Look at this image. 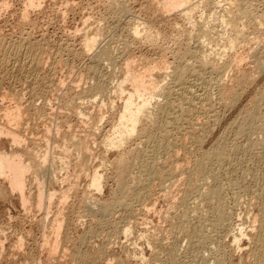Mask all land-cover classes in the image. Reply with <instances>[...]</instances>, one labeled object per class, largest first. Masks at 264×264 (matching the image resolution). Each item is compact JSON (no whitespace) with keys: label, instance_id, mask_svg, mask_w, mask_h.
Wrapping results in <instances>:
<instances>
[{"label":"bare ground","instance_id":"1","mask_svg":"<svg viewBox=\"0 0 264 264\" xmlns=\"http://www.w3.org/2000/svg\"><path fill=\"white\" fill-rule=\"evenodd\" d=\"M125 1H127V0H125ZM125 1L124 0H104V2H103V0H101V2H103L104 4H106L107 8L109 9L108 12H111L110 15H112V18H114V19H112L110 17V19H112V20H115L116 19V21L117 20H121L122 17H124L125 15L128 16V14L131 11L129 9L130 8L129 7L130 6L129 3L128 2H125ZM194 1H196V0H164V2H162L161 4H158L160 1L159 2L157 1L156 4H158V5H160V6L163 7L162 8V7L159 6L160 8L166 9V11L167 10L169 11V12H166L165 11V13H169L170 14L171 13L170 11H179L180 13L179 12H176V13L181 14V16L184 19H186L184 21V19L181 17V19L184 21V23L186 21H189L191 23L192 16H193L192 14L199 7L200 8L201 7L202 8L206 7L207 10H208V8L209 9L211 8V5H213V6L214 5L220 6L219 4L222 3L221 0H203V1L200 0V3L198 2L199 1L198 0V1H196V2H198V4H196V2L194 4ZM222 1H224V0H222ZM226 1L227 2H225V3H227V4H225V5H227V6L225 7V5H223L224 3H222V5L224 6L223 7V11L220 9L222 12H225L224 13L225 15L224 14H221L220 15L219 14L220 12L218 13L219 15H217L216 12L219 11L218 9H217L218 11H216L214 13H215L216 19L219 18L218 20L220 21L219 22L217 20L216 22H219V23L223 24L224 27H225V25H226V27L229 26L228 29L231 28L230 29L231 30L230 31V36H228L229 35L228 34L229 32L227 33V31H226L224 34L223 33H220L221 35L219 34L220 36H218L219 37L218 40H221L220 41L221 43H222V41H224V43H225V45H224L225 49H226V47L229 48V50H231L230 52H232V54H233V52H234L233 50H235L238 47V45L243 44L242 42H244L245 40L247 42L249 41L248 38H247V36H246V38L245 37H242V36L245 35L244 32H243L244 29L242 31H240L239 27L236 25L237 24V21L240 20V19L238 20V18L241 17L242 20L243 19L244 20L245 19L246 20L249 19L250 25H253L254 23L251 24V22H253V19H252V21L250 20L253 17V15H252L253 8L251 6L252 4L251 3H248L247 0H234V2L232 1V3L229 2V4H228V0H226ZM35 2H36V0H27V3H26L27 5L25 7H27L29 5V6H31L30 7V9H31L32 6L35 5ZM37 3H40V2H37ZM2 5H3V3H2ZM89 5H91V4H89ZM0 7H2V6H0ZM25 7H24V9H25ZM67 8H68V6H67ZM103 8H104V6H103ZM220 8H221V6H220ZM27 9H25V10L28 13V10H30V9H28V10ZM105 9H106V7H105ZM159 10H161V9H159ZM0 11H1V9H0ZM3 11H4V9H3ZM26 11H24V14H27V13H25ZM161 11H163V10H161ZM105 13H107V12H105ZM131 13L129 15H131ZM162 13H164V11ZM196 13H198V12H196ZM212 14H213V12H212ZM176 15H178V14H175V16ZM153 16H154V14H153ZM213 16H214V14H213ZM62 17H64V16H62ZM207 17H208V15H207ZM254 17H255V15H254ZM128 18H129V16L126 19H128ZM28 20H27V23H28ZM132 20H134V19H131L130 21L132 22ZM136 20H137V18L135 19V23H137V25H138V23H140V22H137ZM24 21L26 22V20H23L22 25H25L24 24L25 23ZM101 21L102 22L103 21L106 22L107 20H104V18H103V20H100V23H101ZM116 21H114V22H116ZM208 21H210V20L208 19ZM256 21L257 20L255 19V22ZM104 22H103V25H104ZM131 22H128L127 21V24H130ZM211 22H213V20H211ZM244 22L247 23L246 21H244ZM190 23H188V24H190ZM214 23H215V21H214ZM214 23H212V25H211V23L209 25L203 24V26H201L199 28L198 33L200 32V34H199L200 37L198 35V37H199L198 40L192 38V36L190 37V35H189L190 32L188 31L189 32L188 35H189L190 38H188L187 33L185 35L187 36V39L188 40L191 39V42H188V44L186 42H184V44L186 43L185 45H187V46L185 48L181 49V50L176 51V53H175V60L173 58V60L175 61V63H173V64H171V63L169 64V62H168V60H166V58H162L161 60L159 59L160 61L158 60V62H154L157 59L156 60L154 59L153 61L146 60L144 58L145 57L144 55H143L142 58L139 57L138 58L139 60L136 58L137 61H135V57L134 56H136V54L134 53L135 55L133 56L132 49H134V47L138 43L143 44L142 42H145V43H150L153 46H156L155 44H157L159 42V40H161V39H159L160 38V35H159L160 33L159 34L157 33L159 31L157 29H155V30H157V32L155 31V33H154V31L152 30L153 27H152V29H150L151 27L149 28V26H148V28H145V29L142 28L141 29L139 26L137 27L136 24H135L134 27L132 28V26H133L134 23L133 24L131 23L132 24V26H131L132 29H128L129 30V36H128V38H126L127 36L124 37L126 39H122L120 37V39H122V40H118V41H119V43L121 42V45L118 43V41H117V43L120 46H122V47H119V49H118V47H116L117 49L116 48L114 49L112 47L113 43H111L112 42V36L110 38V41L111 42L109 40L103 38L105 35L102 36L103 33H105L104 32V29L105 28L104 27L102 29L96 28L98 30L95 31L91 27L92 26V24H91L90 25L91 30H89L91 33H89L88 30H86L88 32V34L86 33L87 36L85 37V34H84V38L85 39L87 38V40L85 41V39L84 40L81 39V41L82 40L85 41L84 49H82V52L81 53L79 51L77 52L76 51L77 50L76 49L77 47L75 48L76 50H74V48H73V51L70 52V55H72V57L74 56V58L75 57H78V59L79 58L82 59V57L83 58L84 57H86V58L89 57L91 59V61H90V63L88 65H85L86 63L84 64L86 66V67H84L86 69V72L84 73L85 70L83 69L84 70L83 73H80L78 77L76 76L77 79H74L76 81L75 82L76 84H74V83L71 82L72 85L74 84L75 86L74 85L72 86L70 84L72 87L70 86L71 88L70 89H67V93H64L65 95L62 97V100L60 98V101L62 103L63 113H61L62 112V110H61V112H60L61 115H60L59 112H58V110H57L58 115H60L62 117V119L58 123L57 121L59 119L57 118V121H56L57 122L56 123L57 126L55 124V126H56L55 128L56 129H54V127H53L54 125L52 126L53 130H55V131H52L51 127H49L46 124L43 127H45V126H48V127H45V130L43 132L40 129L42 127L43 120H44V122L46 121V122L49 123V121L51 122L53 120V118H55V117H51V114H53V111L56 112V110H54V109H55V107L58 106V104H57V106L55 105L53 111L50 109V107L52 108V101H54L56 99V97L59 96V94H57V93L59 91H61V89H62V92H63V90H64L63 87L66 86L65 85V81L66 80L65 81L64 80H60L58 82H56L55 80H53V81H51L49 83V85L47 84L48 86L43 87L42 84L39 83L38 76L40 74L39 73L40 71H38V70L43 65H45V64H47L49 62H53L52 65L55 67V68L54 67L53 68L56 71H57V69L60 66L67 67L66 64H63V63H67V61H68L66 58L64 59L62 57L63 55H65V53L64 52L63 53L61 52L63 55L62 54H60L61 56L60 55L59 56L58 55H54L55 57L53 56V58H49L48 55L46 56L45 53H43V51H39L40 49H38V47H37L38 45L36 43H32L30 41H27V40L22 39L21 41L13 40V41H16V42H14V43L11 42V43L8 44V42L5 40L4 42H6V44H8V46L7 45L6 46H3L2 44H4V43L1 42L2 44L0 45V72L3 69L9 67L11 64L12 65L13 64L16 65L18 63L17 69L18 70H21V72H23V71L25 72L23 76H24V78L26 77L27 79H29L31 81L33 90H31L32 93H30L32 95V98H31L32 101H30V102L28 101L29 104H27L26 106L20 103L22 101L21 98H20V94L15 93V92L9 93V94H7V92L5 94L2 93L3 94L2 97L4 99H8L9 97H11L12 99H14L13 101H15L14 103H16V105H13V101L10 100V102L9 101L7 102V103H9L8 106L7 105H6V107H3L2 106L3 107L2 110H4V112L3 113L2 112L0 113L1 116H2V114H4L3 117L0 118L1 119L0 120V123L2 122L0 124V204H4L6 202H12L13 204H19L20 207H22V208H24L26 210L28 208L31 209V208H34V207H36L35 210H37V208H42V210H43L44 209L43 207H44L46 201H48V203L50 205H52V203L54 202L53 201V199H54L53 197L55 196V198H56L57 193H55L54 191H53V193L52 192H48V195L46 196L45 195V194H47L46 193L47 190L45 191L46 182H48L51 186L57 185V183L59 181V176H61L59 174L62 173V171H60V170L61 169H63V170L68 169L67 172H66V174L68 172H70V170H71L70 166H71V163L73 161H75L74 164H76L75 167H74V170L75 169L77 170V168L79 170L80 175H78V176H80V177L85 176V177L89 178V188H90L89 191L92 189V192H94L92 195H94V194L101 195L99 193H102L104 191V188H105V185H104V182H105L104 181L105 174H104V172L103 173L101 172L102 169L100 167H103V166L106 167L107 165H109L108 167H111V168L113 167L115 169V172H116L115 173V178H116L115 181L116 182L115 181L114 182L116 183L115 186L117 188H115V189L113 188L114 191L112 192V194H113L112 197H111L112 199L109 200V201H107L105 199L104 200L99 199V200H97L95 202L93 200L94 203H91L92 201L90 200V203L92 205H95L93 207H96V208L94 209L92 206H89L91 204L88 203L89 204L88 205L86 203L91 208H87L88 210L84 211L83 212L84 214H82L80 217H83L85 214H87L86 216H89L88 214H91L95 218L96 225L97 226L100 225V226H103L104 227V226L109 225L111 223H113V225H114V223L116 224V219L115 218H116V216L118 214L116 216L114 215L115 216L114 218H112V217H113V212L115 210H117V212H118V209H120V212H121V210L123 212L126 211V212H130V213H132V212H135V213L136 212H139L140 214L142 213L143 215H145L146 214V210H147L148 203L150 201H152V199L154 198L155 192H158L159 193L160 186H162L164 184L165 185H169L171 182L175 181L176 179H178V178L181 179L182 177L180 178V176L182 175L184 177V183H185V186L187 187V189L185 190V192L183 190L182 193H184V195L181 197L180 201L177 204H175V206H174L176 212L181 211V214H183V216L182 215H180V216L177 215L178 216V219H179V221L177 223V225H179V228L177 229L178 230V233L181 236H186L187 235V237H189V238H191L194 235H198V236H200L199 239H201V240L204 239V240L209 241L208 240V235L206 234V232L211 231L213 228H214V230H222V231L228 230L229 231V229L231 227H233V226L228 227L229 229H227V226L228 225H227V222L226 221L229 220V219H226V217L229 214L226 213L227 210L224 211V199H226V198H224L223 192L228 193V191L233 190V192H234L233 195H236V197L235 196L234 197L235 198H238L237 196H239L240 191H237V189L235 188V185H234L233 188L236 189V190L232 189V187H229V189H226L227 188L226 187V188H222L220 190L209 189V191H207L206 193H204L203 191L199 190V187H198V183H200L199 182V179L202 178V177H207L210 180L211 179H214L213 181H217V174L216 175H213L211 172H208L207 170H208V166L210 164H215L214 166H217V168H218V166L220 167L221 166L220 164H222L223 161H224V158H225V156L227 154L226 145H227V142H229V139H230L229 138L230 130L229 131L227 130L228 132L226 131V129L229 127V124L227 125V123H226V125L228 127H224L226 129H225V131L222 130L223 131L222 136L221 137L218 136L219 139H218V142H216L217 145L215 147H213V148L208 147V148H210V150H206L204 152V154L202 156V158H203L202 161L196 163V165L194 166V170H193V172L191 174H189L187 176L186 175V172H185V169L182 170V172L184 171V173H182V174H179L178 173V170H179L178 166L181 163L183 164V162H181V163L179 162L180 163L179 165H177V163H176L177 169L172 168V165H171L173 162L176 161V159H177V153H180V151H183V150L186 151V149H184V148H185L186 143L188 142L187 140L189 138H192V139H195L196 140V135H197V130L196 129L199 128V126L197 124V122L200 119L199 118V115L200 116L204 115V119H205L204 122H206L205 123V126L202 125L203 126V129L200 132L201 134H203L204 131H206V128H207L206 125H208L209 122L211 124H214L215 125L221 119L220 118V113L218 112V111H221V110H215L213 108H216L217 106L218 107L221 106L222 105L221 103H223L224 105L228 106V108H230V106H234V104L240 99V98L238 99V97L240 96V93L243 92V89H245V88L248 89L249 86H247V85L248 84H251V83H254V80L256 79V77H258L256 75H259L260 73H262L264 71V61H263L264 59H262V56L264 54L262 55L259 52L261 54V58H260L259 57L260 55L259 56H254L255 54L256 55L258 54V52H256L253 55L254 58L255 57H258V58H255L257 60V62H258V63H255V65L258 64V65H256L257 67L255 66L257 69L254 68V70H253L254 73H256V72L258 73V74L255 75L256 77H253V75H252V77L251 76L248 77L250 75V74L248 75L249 72L248 73H243V75L247 74L248 75L247 77H246V75L243 76L240 73V71H239V73L242 75V77H244V79L241 78L242 79L241 81H236V80L239 79V76L240 75L236 76V77H238V79H235L234 82H232V78H231V80H229V78L226 77V76H224V78L222 79V77H221L222 74L220 73V71L221 72L222 71L224 72V69L225 68H223V66H222L224 63L221 64V67L216 66V67H213L212 68V66H210V65H211V63H213L212 62V60H213L212 58L214 57V59H215L216 58L215 56L220 57L221 55H225L226 53L225 54L223 53V51H225V50H223L221 52L219 51V53H222L221 55L220 54L216 55V53L218 51L215 50V52H216L215 53L213 48H212L213 50L208 49V51L211 50L210 52H206V50H207V48H208V46H209V44L211 42V40H210V42H208L209 39L212 38V42H214L216 40L217 35H218L217 34V31L218 30L215 32V29H217V27H219V25H221L219 23H216V25L219 24L218 26H216V25H213ZM257 23L260 24L261 26H263L264 25V20L259 21ZM105 24H107V23H105ZM97 25H99V24H97ZM118 25H119L118 27L120 28V26H121L120 23H118ZM139 25H141V24H139ZM124 26H126V25H124ZM215 26H216V28H215ZM247 26H249V24L246 25V28L244 26L245 30H248V27ZM93 27H95L94 24H93ZM142 27H145V26L142 25ZM178 27L179 26L177 25V27H176L177 30H178ZM106 28H108L107 31H109V26H107ZM92 29L95 31L94 33H92L93 32ZM173 29L175 31V28L174 27H173ZM181 29H184L185 30L184 32H186V29L185 28H181ZM112 30H114V28ZM123 30H127V29L125 28ZM123 30H121L122 33L124 32ZM105 31H106V29H105ZM118 31H117V34H119ZM248 31H247V33H248ZM111 32H113V31L110 30V33ZM177 32H178V35H179L178 37H180L179 31H177ZM222 32H224V31H222ZM69 33H72V32H69ZM83 33H84V31H83ZM110 33H108V34L111 35ZM122 33H120V36H124V34L122 35ZM126 33H127V31H126ZM181 33H183V32H181ZM22 34H24V33H22ZM162 34H164V36H165V33L164 32ZM74 35H76V34H74ZM127 35H128V33H127ZM101 36L103 38L102 40L105 39L107 41V43L109 41L112 45L106 43V45H104V46H102L100 48L101 45H99V44H100L101 40H99V39L101 38ZM182 36H183V34H182ZM26 37H28V36H26ZM108 37H110V36H108ZM108 37H106V38H108ZM114 37L115 36L113 34V39H114ZM163 37H162V39H164ZM81 38H83V37H81ZM182 38L184 39V37H182ZM200 38L202 40L204 38H206V39H208V41H206V39H205V42H203V41L200 40ZM241 38H242V40H241ZM243 38H245V40ZM166 39H168V38H166ZM169 39H172V38H169ZM176 39H177V37H176ZM213 39H215V40L213 41ZM116 40H117V36H116ZM180 40L182 42V39L181 38H180ZM196 40H197V42H195ZM105 42H104V44H105ZM160 43H161V41H160ZM166 43H168V42H166ZM261 43H262V45H264V41L261 42ZM81 44H83V43H81ZM97 44L99 45V50L97 49V47H98ZM258 44H259V42H258ZM152 45H150V46H152ZM73 46H75V45H73ZM158 48L161 50L160 47H158ZM174 48H175V46H174ZM180 48H182V47H180ZM216 48H218V47H216ZM70 49H72V48H70ZM46 50H48V49H46ZM66 50H68V49H66ZM95 50L98 51V52H95ZM55 51L58 52L57 49ZM60 51H62V50H60ZM130 52H131L132 55L130 54ZM58 54H59V52H58ZM129 54L134 57V60H132L133 57L130 59L131 56ZM167 54H168V52H167ZM230 56H231V54H229V56H228L229 57V60L231 61ZM233 56L235 57L236 54L235 55H232L231 57L234 58ZM237 56H238V58L241 57L238 54H237ZM226 57H224V56L222 57L223 62H224V58H226ZM220 58H218V59H220ZM23 59L28 61V62L27 61H24V62L29 63V69L28 70L26 69V65L25 64H22L23 63V61H22ZM53 59H54V61H52ZM124 59H126V63H125V60ZM218 59L216 58V61H218ZM226 59H228V58H226ZM236 59H237V57H236ZM89 60H88V62H89ZM221 60H220V62H222ZM233 60H235V59H232V62H233ZM239 60L237 62H239ZM242 60H243V57H242ZM20 61H22L21 64H19ZM213 61H215V60H213ZM77 62L79 63L80 62V59ZM215 62H214V64H212L213 66L215 65ZM220 62L218 61V62H216V64L217 63H220ZM237 62H236V65L234 63L235 66H239L237 64ZM247 62H249V61H247ZM73 64H75V62H73L70 65L71 66L69 68L70 69V73H72V74L75 73V75H76L77 70H74V69H76L77 67L74 68L75 66ZM106 64H107V67H108V68H106V71H108V72L111 71V73L109 72L110 75L108 74V76H106L104 74V72L102 71L103 69H105L104 67H106ZM122 64H125L126 69H125V66H124V68L120 66ZM227 64H226V66L225 65L224 66L227 67V69H228L229 66H227ZM241 64H242V62H241ZM241 64H240V66H242ZM72 65H73V68L74 69H72ZM80 65H81V63H80ZM231 65H233V64H231ZM27 66H28V64H27ZM135 66H137V68H135ZM43 67H47V65H45ZM120 67L122 68V70L123 69L126 70V74H125V76H123V79H121V80L118 79L119 78V75L117 73V72H119L121 70ZM236 68H237V70L239 69L238 67H236ZM13 69H12V71H13ZM208 69L210 70V72H213V73H211V75H210V73H208V77H207V71H209ZM243 69L245 70V68H243ZM51 70L53 71V69H51ZM230 70L228 72H230ZM37 71H38L39 74L37 73ZM52 71H51L50 74H52ZM81 71H82V68H81ZM163 71H165L164 74L166 76L164 75V78H162V79L163 80L165 79V82H166V79H167V81L169 80V82L167 83L166 86L164 85L165 82L162 79H161L162 81H160L156 77V73L157 72L163 73ZM26 72H27V75H26ZM226 72L227 71H225L224 73H226ZM241 72H243V71H241ZM215 73H217V74L220 73L221 75L219 76V74H218L217 76H214ZM157 75H159V74H157ZM225 75H227V74H225ZM261 75L262 74H260L259 76H261ZM48 76H50V75H48ZM50 77H52V76H50ZM225 78H227L229 81L232 82V83L230 82L231 83L230 84L231 86L229 88L223 89V91L219 90V93H216L213 89L216 88V86L223 85ZM227 79H226V82H227ZM257 80L258 81L261 80L259 82L261 84V82L263 80V77H262V79H257ZM68 83H69V81H68ZM83 83L86 84L85 85L86 87L83 86V85L81 86V84H83ZM114 83H115V86L112 87L111 85H114ZM44 84H45V82H44ZM256 84H258V83L256 82ZM260 84H258V85H260ZM128 85H131V87H132V88L130 87L131 90H128L127 89V86ZM224 85H227V84L224 83ZM262 85H263V82H262ZM253 86H254V84H253ZM253 86H252V88H253ZM32 87H31V89H32ZM80 87H83L81 91H80ZM66 88H68V87H66ZM250 88H251V86H250ZM255 88L256 87H254V89ZM247 89H245V90H247ZM255 90H258V88L255 89ZM64 91H66V90H64ZM111 91H112V93H111ZM216 91H218V90H216ZM251 91H253V90H251ZM213 92H215V93H213ZM261 92L262 93H259L258 94V97L255 98V101L252 100V97H249V98H251V99H249L250 101L251 100L254 101V106H253V108L251 110H249L248 117L246 116L247 119H245L243 122H241L242 125L238 124L239 127H237L236 132L233 135L231 134L232 136H234V138L237 137V136H239V135L240 136H247V135H249L251 133H257V132L260 133L261 135H264V112H263L262 109H260L261 104H263V102H264V91H261ZM110 93L111 94L114 93L116 95V98L117 97L119 98L118 100H122L123 101V107H122L121 112H119V114H118V118H117L118 121L116 122V121H114L115 120L114 119L113 120L114 122L112 123V125L110 127L109 133L108 134H103V132L105 130L102 127L104 125L101 126V124H102L103 120H105V118L103 119L104 115L102 114L103 113L102 110L104 108V107L102 108V106H104V105L100 102L101 106L98 108V110L101 109V108H102V110H100L99 112L97 111L98 114L96 116H94V114L92 115V113L95 112L94 109H92V111H91L92 113L91 114H87L85 112V107H86L87 104L88 105L91 104L90 103L91 100H94L95 101L94 103L99 102V101H104L106 99V96H108V100H110L109 99ZM61 94L62 93H60V95ZM22 98H23V96H22ZM52 99H54V100H52ZM37 100H38V102H37ZM39 100L42 103L38 104L39 103ZM57 100H58V98L54 102H56ZM86 100H88L89 103H87L88 101H86ZM246 100H247V98H246ZM82 101L85 102V103H87V104L84 106V104L81 103ZM211 101H214L215 104L216 103L217 104L219 103L220 105L218 104L217 106L214 107L215 104L213 105V103ZM115 102H116V100H115ZM115 102H113V104ZM238 102H240V101H238ZM2 103H4V102H2ZM56 103H58V101ZM94 103L92 102V104H94ZM111 103L109 105L112 107L113 104L111 105ZM244 104H246V103H244ZM91 105H89V106L92 107ZM59 106H61V105L59 104ZM105 106H106V104H105ZM242 107H243V105L240 108H242ZM249 107H251V105ZM240 108H238V109H240ZM50 110L52 112H50ZM112 110L114 111L115 109H112ZM112 110H110L111 113L113 112ZM55 112H54V114H55ZM100 112H101V114H100ZM108 114H107V117H108ZM113 114H115V113H113ZM99 115H101L103 117L101 118V116H99ZM225 115H227V114L224 113V116ZM235 115H232V116H235ZM238 117L240 118L239 115H238ZM242 117H244V116L242 115ZM241 118H240V120H241ZM201 119H203V118H201ZM229 121L231 122V119ZM236 121L237 120H235V122ZM72 122H74V123L71 125ZM107 122H108V120H107ZM198 123H200V122H198ZM51 124H49V125H51ZM108 126H110V125L108 124ZM42 129H44V128H42ZM211 130L213 131L212 128H211ZM212 131H210L209 133L211 134ZM52 132H56V134L55 133H53V134H55L56 136H59V138L57 137L58 140L55 141V144L57 143L59 146L58 145H55V147H60L61 151L58 148V150H59L58 153H54L53 156H51L52 157V160H50V153L51 152H49V150H51L53 148H51V149H49V150H47L45 152H42L41 149L43 148V145H44L43 144V141L45 142V144L49 148V145L52 143ZM107 132L108 131L106 130V133ZM35 133H37V135H39V136L42 135L43 138H42V136L40 137V138H42V140L39 138V136H36L39 139L35 138L34 137L35 136ZM200 133H199V135H200ZM210 134H209V136H210ZM235 134L237 136H235ZM203 136H204V134H203ZM260 137H263V136H259V138ZM254 140H257L256 142L264 145V139L261 140V141H260V139H254ZM189 141H191V139ZM98 142L100 143V145L97 144ZM249 142L250 141H248V143ZM197 143L198 142H196V144ZM201 143H202V141H201ZM232 143L230 141V144L229 145H231ZM5 144H7V145L10 144V148L7 149V148L3 147V145H5ZM194 144L195 143H193V145ZM202 144L204 145V143H202ZM97 145L98 146H101V148L103 150L102 151V154L100 155L101 156V161H102L101 163L102 164L100 165V167L98 166L99 168L94 165V159L97 156L96 153H95L97 151L96 150L97 149L96 148ZM190 145H191V143H190ZM243 145H245V144L243 143ZM187 146L189 147V145H187ZM93 147L96 148L95 149L96 151H94ZM45 148L47 149V147H45ZM191 148L193 150V147H191ZM54 150H52V151H54ZM192 150L190 149L189 152L192 151ZM232 150H233V148H231V151ZM259 151H260V149H259ZM110 153H112V154L115 155L114 156V157H116V160L115 161H114V159H113L112 162H108L107 161V158H108L107 156ZM192 153H193V151H192ZM241 153H242V151H241ZM193 154H195V153H193ZM59 155L61 157H59ZM261 155L262 154H260L259 157H261ZM185 156H188V155L185 154ZM192 156L194 157V155H192ZM192 156H191V158H192ZM245 156H247V155L245 154ZM178 157H179V155H178ZM189 157L190 156H188L187 158H189ZM68 159L70 160V162L68 161ZM96 159H95V161H96ZM242 159H244V158L242 157ZM63 160H65V161H63ZM182 160H184V158ZM187 160H188V163H186V165L188 164L189 166H191L189 164V161H191V159L190 160L187 159ZM192 160H194V159L192 158ZM195 160H197V158ZM227 160L229 161V159H227ZM66 161L69 162L68 163V166L66 164ZM235 163H236V161H235ZM191 164H192V162H191ZM180 166H182V165H180ZM226 166H228V165H226ZM225 167L223 168L224 171H226L225 170ZM246 167H247V165H246ZM261 168H262V166H261ZM107 170H109V168ZM244 170H246V168ZM59 171H60V173H59ZM246 173H247V171H246ZM232 174H234V173H232ZM245 175H247V174H245ZM262 176H263V174H262ZM108 177H111V176L108 175ZM65 178H62V179L64 180ZM221 178H224V176H222ZM78 179L76 178V180L78 181L77 183H79V180ZM179 179H178V182H180ZM243 180H245V179L243 178ZM60 181H59V183H60ZM67 181L69 182V179ZM260 181H257V182L260 183ZM70 182H71V180H70ZM238 182H239V180H238ZM61 183H62V181H61ZM64 184H65V182H64ZM208 184H209V181H208ZM176 185H174V187ZM224 185H225V182H224ZM227 185H228V183H227ZM229 185H232V183H230ZM74 186H75V184H74ZM77 186H75V187L72 186L71 187V191H72L71 194H75L76 197L77 196L81 197L80 203L83 200H85L86 198L87 199L90 198V195H91L90 193L91 192L85 191L88 188V185H86L87 187L85 186V188H86L85 190H82V188H83V186H82V188H81L82 191L79 188H77ZM238 187L240 188V185ZM257 188H259V186ZM69 190H70V187H69ZM157 190H159V191H157ZM161 190L163 191L162 188H161ZM239 190H241V189H239ZM62 192H63V194L65 193L64 190ZM163 192H165V191H163ZM68 193H65L64 195L60 193L63 196L60 197V195H59V197L61 199H63V201L61 202V201H59L60 198L59 199L57 198L58 203H59L58 205H62L64 202L67 203L66 200H68L70 198V196H69V198L67 199ZM189 194L196 195V198L198 200V201L195 200L197 203L194 204V205H192V207L189 204V199H188L189 198L188 197ZM246 194H248V193H246ZM75 195H74V197H75ZM162 195H164V193H162ZM178 195L180 196V194H178ZM224 195H226V194H224ZM233 195H231V197ZM257 195H260V193L257 194ZM169 196H172V194L169 195ZM173 196H175V195H173ZM206 196H210V197L212 196L213 197V199H211L212 201H210L211 202V206L209 204L207 205V207H209V208H207V209H209V210H207V212H206V209H204L202 207V206H205L204 205V199H203V197H206ZM240 196H242V195L240 194ZM240 196H239V199L241 198ZM234 197H233V199H234ZM257 197H259V196H257ZM95 198L96 197H94V199ZM252 198H254V196ZM246 199H248V198H246ZM72 200H71V203H72ZM173 200L176 201L174 198H173ZM242 200H243V198H242ZM252 200H254V199H252ZM260 200H261V204H260L259 207H260L261 214L258 215L257 214L258 212L256 214L258 215V217H261V220H263V222H264V192L260 195ZM255 201H256V199H255ZM77 203H75V205ZM153 203H156V202H153ZM153 203H151V206H152V208L153 207L155 208L156 206H153L152 205ZM235 203H236V201H235ZM245 203H247V202H245ZM258 203H260V202H258ZM248 204H249V202H248ZM232 205H233V203H232ZM232 205H231V207H232ZM237 205H236V208H237ZM165 206H166V204H165ZM226 206H228V204H226ZM48 207H50V206L47 205V209L46 210L49 209ZM243 207H245V205H243ZM58 208H59V206H58ZM61 209H62V206H61ZM61 209H59V210L56 209V211L57 210L60 211ZM64 209L65 208H64V204H63V210ZM148 209H150V207ZM153 210L155 211V209H153ZM153 210H152V212L154 214L156 211L154 212ZM201 210L204 212V214H203L204 217L202 216V221L200 222V226L202 228L201 227H197L196 224H193V220L191 219V218H193V216L191 214H193V213H200ZM236 210H239V208H237ZM50 211L53 212V210H51V208H50V210L47 211L46 213H50ZM161 211H163V210H161ZM24 212H25V210H24ZM62 212L61 213L59 212V215H57V213H56L57 218H56V215L54 216L56 220L53 221L54 223L53 222L52 223L53 224H56L57 223L56 226L53 227L54 228L53 229L54 231H52V229H51L52 228L51 226H54V225H51L50 228H49L52 231L50 233H52V237L54 236V239L51 240L50 239L51 237L50 238L49 237L46 238V235H44V234H46L45 232L47 230L45 231L44 229H43V233L44 234H42V235L45 236L44 240L42 238L41 239L39 238L40 240H42L43 246L44 245H47L48 250H49L48 252L51 253V255H49V256L52 257V255H53L55 257L56 255H58V252L60 251V247H61V244H62V245L65 246L66 249H68L72 253L70 259H72V262L73 263H71V264H74V262L77 263V264H98L99 263L98 262L99 259H101V260L104 259V256H102V253H101V252H104V251H100L99 252L100 253L99 255L96 253V251L95 252H90V251H88V252L87 251L86 252H78L79 254H74V253H77L75 251V249H77V248L75 247V245L73 243V240L71 241L67 237L65 239H61L60 235H61V231H62L65 223L66 224L68 223V226L70 224L69 223V220H67V218L64 216V213L66 211H62ZM147 212H148V210H147ZM165 212H168V211H165ZM172 212H174V211H172ZM30 213H31V211L29 210V213L28 214H30ZM44 213H43V215H44ZM114 213H116V211ZM149 213H151V211H149ZM236 213H239V211H237ZM247 213H248V211H247ZM23 214L26 216L25 213H23ZM51 214L49 215V217L51 216ZM248 214L250 215V213H248ZM256 214L254 216L256 219H254V217H253V219L255 221H257V219H258V217H256L257 216ZM38 215H40V214H38ZM154 215H157V214H154ZM154 215H153V217H154ZM167 215L166 216L164 215L163 218L164 217L166 218ZM210 215H213L215 217L213 224L212 223L211 224L210 223H207L208 222V219L210 218ZM249 215L247 217H250ZM46 216H48V214L44 216L45 217L44 221L43 220H41V221L45 222L46 221ZM243 216H244V214H243ZM243 216H241V218ZM26 217H24L23 219H26ZM236 217L238 219V216H236ZM245 217H243V218H245ZM16 218L18 219V217H16ZM133 218L131 219L132 222L135 221L134 220L135 218L134 219ZM137 218H140V217H138V215H137ZM169 218H170V216L168 215V218L167 219L169 220ZM241 218L238 219V220H242L243 221V219H241ZM29 219H30V217H29ZM140 219H142V218H140ZM246 219H248V218H246ZM35 220L36 219H33V222ZM47 220H48V217H47ZM52 220H54V219H52ZM90 220L92 221V219H90ZM144 220H146V217H145V219H142V221H144ZM210 220H209V222H210ZM9 221H11V220L9 219ZM41 221H40V223H42ZM247 221H249V220H247ZM255 221H253V224L251 222L252 225H250V226H253L254 223H257ZM132 222H130L131 225L133 224ZM141 222H139V223H141ZM148 222H150V220H148ZM157 222L160 223V219H158ZM170 222L171 223H174L172 221H170ZM234 222H235V220H234ZM47 223H49V222H47ZM47 223H45V225L44 224L43 225L46 226ZM123 223H125V221ZM141 224H145V223H141ZM229 225H232V224L230 223ZM120 226H122V225H120ZM135 226H136V224H135ZM147 226L148 225H146L145 227H147ZM163 226H164V223H163ZM238 226H236V227H238ZM75 227H76V225H75ZM248 227L249 226H248V222H247V227L242 226V224H241L237 228L236 231H233L232 232V230H230L231 231V232H229L230 234L227 233V234H229L228 236L232 237L233 242L231 243V245L234 244V248H235V246L238 247L244 241V239L247 238V241H248V237L249 238L251 237L252 232H250L251 229L248 228ZM43 228H45V227H43ZM90 228H91V226L89 227V230H90ZM139 228H142V225ZM171 228H172V231H173L174 230V227L171 226ZM196 228H199L201 230H197ZM23 229L24 228L22 227V230ZM263 229L264 228L262 226L261 227V231H260V233L258 235L259 236L258 237V240L259 239L261 240L260 241L261 244H260L259 248L254 252L255 255L252 256V262H251V264H260L263 261V258H264V230ZM122 230H123V228H122ZM214 230H213V232H214ZM253 230H255V228ZM1 231H2V228L0 227V232ZM91 231H93V230H90L89 232H91ZM134 231H135V228L133 226H130V227L127 226V228L124 229L122 235H123V237L131 236L134 233ZM25 232H27V231H25ZM53 232H54V234H53ZM140 232L141 231H139L138 234L139 235H142V238L146 242H148V243L151 244V241L155 238L154 232L153 233H150L149 230L142 231V234H140ZM216 232L217 231H215V233ZM253 232H255V231H253ZM2 233L3 234H7L4 231L1 232V235H2ZM119 233H121V232H119ZM209 233L211 234V232H209ZM29 234H31V232H29ZM29 234L27 233L28 236H29ZM48 234H49V232H48ZM91 234H92V232H91ZM219 234H221V233H219ZM105 235L106 234L104 233L103 236H105ZM119 235L117 234V236H119ZM2 236H4V235H2ZM117 236H116V238H117ZM168 236H169V234H168ZM168 236H166V237H168ZM171 236H172V234H171ZM210 236H212V235H210ZM225 236H227V235H225ZM37 237H38V235H37ZM213 237H214V235H213ZM142 238L139 239V240L141 241ZM0 239H1V237H0ZM4 239H5V236H4ZM124 239L126 241V238H124ZM224 239L226 241V238H224ZM18 240H19L18 245L20 246V248L22 250L23 249V246L25 245V238L23 236H21L20 239H18ZM78 240H79V238H78ZM83 240L84 239H82V241ZM104 240H107V239H104ZM117 240H115V242ZM5 241H6V239H5ZM5 241H3V243ZM163 241L164 240H160L159 241V242H161L162 246L165 243V242L163 243ZM218 243H219V241H218ZM248 243H250V242L248 241ZM215 244H217V243H215ZM1 245H3V244L1 243L0 246ZM128 245H130V244H128ZM134 245L136 246V244H134ZM202 245H203V242H202ZM19 246H17V247L19 248ZM39 246H41V244ZM43 246H41V247H43ZM95 246H97V245H95ZM114 246H115V244H114ZM207 246H208L207 247V251H209V252H211V254H213V261L215 262V264H224L225 261H226V258H227V255H226L227 252H225V251L223 252L222 251V248L220 247L221 245L219 247H216L214 245L216 248H212L209 245H207ZM17 247H15V250H16ZM148 247H147V249H148ZM1 248H2V251H4L3 246L0 247V249ZM20 248H19V250H20ZM105 248H107V247H105ZM136 248L139 249V246H136ZM64 249H63V254H61L62 255L61 257H63V258H64V256H63L64 255V251H65ZM109 249H110V246H109ZM149 249H151V248H149ZM238 249L239 248H237V250ZM244 249H247V248H243L242 250H244ZM13 250H14V248H13ZM19 250H17V252ZM158 250H159V248H158ZM158 250H157V252H158ZM2 251H0V252L3 253ZM34 251H32V250H31V252L29 251L30 253L27 256V258L33 257ZM67 251H65V254L68 253ZM239 251L241 253V249H239ZM192 252H196V251H192ZM1 253H0V257H1ZM41 253L43 254V252H41ZM44 253H46V252H44ZM126 253L128 254V252H126ZM42 254H41V256H42ZM46 254H48V253H46ZM134 254H133V257L131 256L132 258H134ZM140 254L142 255V253H140ZM140 254H138V256ZM194 254L195 253H193V255ZM138 256L135 257V259L138 260L139 259ZM36 257L38 259V256H36ZM141 257L142 256H140V258ZM158 257H160V256H158ZM10 258H11V256H10ZM25 258H26V256H25ZM113 258L114 257H112V259ZM180 258H181V255H180ZM144 259H145V257H144ZM146 259H148V258H146ZM171 259H172L173 263L178 264L179 260H178V257L177 256L173 257L171 255ZM58 260L60 261V259H58ZM113 260H112L111 264L113 263ZM31 261L34 262L35 260L33 258H31L30 259V262ZM119 261H121V259ZM38 262L40 263L41 261L39 260ZM140 262H142V261H140ZM143 262H144V260H143ZM34 263H36V262H34ZM107 264H110V261H108ZM117 264H123V263H117ZM202 264H204V263H202ZM211 264H213V263H211Z\"/></svg>","mask_w":264,"mask_h":264},{"label":"rangeland","instance_id":"2","mask_svg":"<svg viewBox=\"0 0 264 264\" xmlns=\"http://www.w3.org/2000/svg\"><path fill=\"white\" fill-rule=\"evenodd\" d=\"M3 1V2H2ZM125 1V0H124ZM130 1V2H129ZM159 3L158 4H161L162 2H164V0H157ZM157 1L156 0H127V1H125V2H128L129 3V9L131 10L130 11V13H131V15H129L128 14V16H129V18L128 19H126L128 16L127 15H125L124 17H122V21L121 20H117L116 21V19L115 20H112V19H114V18H112V15H110V13L111 12H108V8H107V6H106V4H104L103 2H104V0H103V2H101V0H36V2H35V5H33L32 6V8L30 9V7L31 6H27V7H25L27 4V0H0V6H2V7H0V9H1V11H0V45L2 44V43H4V44H2L3 46H8V44L9 43H14V42H16L17 40L18 41H21L22 39H24V40H27V41H30V42H32V43H36L38 46V49H40L39 51H43V53H45V55L47 56L48 55V57L49 58H53V56L54 55H60V54H62L63 52L65 53V55H63L62 57L65 59H67L68 61H67V63H63V64H66L67 65V67H64V66H60L58 69H57V71L56 70H54V66L52 65V63L53 62H49V63H47V64H45V65H47V67H43V66H45V65H43L41 68H39V70L38 71H40L39 73H38V71H37V73L39 74V76H38V79H39V83H41L42 84V86L43 87H45V86H48L49 85V83L51 82V81H53V80H55L56 82H58V81H60V80H66L65 81V87H63V89L64 90H66V91H64L63 90V92H62V89H61V91H59L57 94H59V96H57L56 97V99L58 98V103H56V102H54L55 100L54 99H52V100H54V101H52V108L50 107V109L53 111V109H54V107H55V105L57 106V104H58V106L57 107H55V109L54 110H56V112L55 111H53V114H54V112H55V114L53 115V114H51V117H55V118H53V120L50 122L49 121V123L48 122H44V120H43V123H42V127H41V131L43 132L44 130H45V127H51V129H52V131H55V130H53V128H52V126L54 127V129H56L55 127L57 126V122L59 123L60 121H61V119H62V117L60 116L61 114H60V112H61V110H62V103H61V101H60V98H61V100H62V97L65 95L64 93H67V89H70L74 84H76L75 82V80L74 79H77V77L79 76V74L80 73H83V71H84V73L86 72V69L84 68V67H86L85 65H88L89 63H90V61H91V59L88 57V58H86V57H82V59L81 58H79L80 59V62L78 63L77 61H79V59H78V57H75L74 58V56L72 57V55H70V52L71 51H73V48H74V50H76L77 52L79 51L80 53L82 52V49H84V45H85V41L87 40V38L85 39L84 38V34H85V37L87 36L86 35V33L88 34V32L89 33H91L89 30H91V28H90V25L92 24V28L96 31V30H98L99 28L100 29H102L103 27L106 29V31H105V29H104V32L106 33H103V35L102 36H106V37H108V36H110V37H108V38H106L105 36L103 37V38H105V39H107V40H109L110 41V38H111V36H112V42L111 43H113V45L108 41V43H107V41L104 39V40H102L103 38H102V36H101V38L99 39V40H101V42H100V44L99 45H101L100 46V48L102 47V46H104V45H106V43L107 44H111L112 45V47L115 49L116 47H118V49H119V47H122V46H120L121 45V42L119 43V41L118 40H122V39H126V38H128V36H129V30L128 29H132L133 27H134V25L136 24V26L138 27H140L141 29L143 28V29H145V28H148V26H149V28L150 29H152V27H153V31H154V33H155V31L157 32V30L159 31V32H157L159 35H160V38L159 39H161V40H159V42L157 43V44H155L156 46H153L152 44H150V43H145V42H142L143 44H141V43H138L135 47H134V49H132V54H133V56L136 54V56H134L135 57V61H137V59L140 57V58H142L143 57V55L145 56L144 58L146 59V60H150V61H153L154 59L156 60V61H154V62H158V60L160 59H162V58H166V60H168V62H169V64L171 63V64H173V63H175V53H176V51H178V50H181V49H183V48H185L187 45H185L186 43L188 44V42H191V39L190 40H188L187 39V36H188V38H190L191 36H192V38H194V39H199V37H200V32L198 33V30H199V28L201 27V26H203V24H205V25H209L210 23H211V25H212V23H214V21H215V23L213 24V25H216V23H219L220 21L218 20V19H216V17H215V13L214 12H216V11H218V12H216V14L217 15H221V14H224L225 12H222L223 11V5H225V4H227V3H225V2H227L226 0H224V1H222L221 0V2L222 3H224L223 5H222V3L221 4H219L220 6H221V8H220V6H216V5H211V8L209 9L208 8V10H207V8L206 7H204V8H198V9H196V11L195 12H193V16H192V20H191V23L189 22V21H186L185 23H184V21L186 20V19H184L182 16H181V14H179L180 12L179 11H170L171 13L169 14V13H165V11H166V9H162L163 7L162 6H160V5H158V4H156L157 3ZM196 1H198V0H196ZM196 1H194V4H195V2ZM203 1V0H202ZM232 1L234 2V0H228V4H229V2L230 3H232ZM248 1V3H251L250 5L252 6V8H253V11H252V15H253V17H254V15H255V17L253 18H251L250 20L252 21V19H253V22H251V24L252 23H254L253 25H250V21H249V19L248 20H242L241 19V17L240 18H238V20L240 21H237V26L239 27V29H240V31H242L243 29V32H244V36H242V37H245L246 38V36H247V38H248V40L250 41H246L245 40V38H243L245 41L244 42H242L243 44H240V45H238V47L235 49V50H233L234 52H233V54H232V52H230L231 50H229V48H227L226 47V49H225V47H224V45H225V43H224V41H222V43L220 42L221 40H218V36H220L221 34L220 33H225L226 31H227V33L229 34L228 36H230V29L231 28H229L228 29V27L229 26H227L226 27V25H225V27H224V25L223 24H221V23H219V24H221V25H219V27H217V29H215V32L217 31V38H216V40L215 39H213V41L214 42H212V38L211 39H209V41H208V39H206V38H204L203 40L200 38V40L201 41H203V42H205V39H206V41H208V42H210V40H211V42H210V44H209V46H208V48H207V50H206V52H210L211 50H213L214 49V52H215V50H217L218 52L216 53V55H218V54H222V53H219V51L221 52V51H223V50H225V51H223V53L225 54V55H221L220 57H218V56H215L217 59L218 58H220V59H218V61L220 62V60L222 59V57L224 56V57H226V58H228V59H226V58H224V62H223V59L221 60L222 62H220V63H217L216 64V62H218V61H216V58L214 59V57L212 58L213 60H215V61H213L212 60V62L213 63H211V65L210 66H212V68L213 67H216V66H219V67H221V64H223L222 66H223V68H225L224 69V72L225 71H227L226 73H224L223 71V73L220 71V73L222 74H220V73H218L219 74V76L221 75V77H222V79L224 78V76H226V77H228L229 78V80H231V78H232V82H234L235 81V79H238V77H236V76H238V75H240L239 76V79L238 80H236V81H241L242 79L241 78H243L244 79V77H242V75H243V73H248V75L247 74H245L246 75V77L248 76V77H252V75H253V77H256V76H258V77H256V81L254 80V83H251V84H248L247 86H249V88L247 89V88H245V89H247V90H245V89H243V92L242 93H240V96L238 97V101H240V102H236L235 104H234V106H230V108H228V106H226V105H224L223 103H221L222 105L221 106H217L218 104L216 103L215 104V102L214 101H211L212 103H213V105H214V107L215 106H217L216 108H213V109H215V110H221V111H218L219 113H220V120L217 122V124H211L210 122H209V124L208 125H206V131H204V136H203V134H201L200 132L202 131V129H203V126H205V123L206 122H204L205 121V119H204V115H202V116H200L199 115V121L198 122H200V123H198L197 122V124H198V126H199V128L198 129H196L197 130V135H196V140L195 139H192V138H189L187 141V143H186V145H185V148L184 149H186V151H180V153H177V159H176V161L175 162H173L171 165H172V168H174V169H177V165H179L181 162H183V164L181 163L180 165H182V166H178V168H179V170H178V173L179 174H182V173H184V171L182 172V170H184L185 169V172H186V175L188 176L189 174H191L192 172H193V170H194V166L196 165V163H198V162H200V161H202V156H203V154H204V152L206 151V150H210V148H213V147H215L216 145H217V143L216 142H218V136L219 137H221L222 136V134H223V131L222 130H224L225 131V129L226 128H224V127H228L227 125L229 124V127L226 129V131L228 130H230V135H229V142H227V145H226V149H227V154H226V156H225V158H224V161H223V163L222 164H220L221 166V168L218 166V168H217V166H214L215 164H210L209 166H208V172H211L213 175H216L217 174V181H213L214 179H208L207 177H202V178H200L199 179V182L200 183H198V187H199V190H201V191H203L204 193H206L207 191H209V189H214V190H220V189H222V188H226V189H229V187H232V189H234L233 187H234V185H235V188L237 189V191H240V194L242 195V196H240V194H239V196L241 197L240 199H239V196H237L238 198H235L236 197V195H233L234 194V192H233V190H230V191H228V193H225V192H223V196H224V198H226V199H224V211H226V213L227 214H229L227 217H226V219H229V220H227L226 222H227V229H229L228 227H231V226H233V227H231L230 229H229V231L228 230H226V231H222V230H214V228L211 230V231H208V232H206V234L208 235V240L209 241H207V240H201V239H199V237L200 236H198V235H194V236H192L191 238H189V237H187V235L186 236H181L179 233H178V228H179V225H177V223H178V221H179V219H178V216H180V215H182L183 216V214H181V211H178V212H176V210H175V208H174V206H175V204H177L179 201H180V199H181V197L184 195V193H182L183 192V190H184V192H185V190L187 189V187L185 186V183H184V177L181 175L180 176V178L181 179H179V181L180 182H178V179H176L175 181H173V182H171L169 185H162V186H160V188H159V190H157V191H159V193L161 194H159L158 192H155V196H154V198L152 199V201H150L149 203H148V206H147V210H148V212H147V210H146V214L145 215H143L142 213V215L139 213V212H132V213H130V212H126V211H122L121 210V212H120V209H118V212H117V210H115L116 211V213H114L113 212V217L112 218H114L117 214V216H116V224L114 223V225H113V223H111V224H109V225H106V226H100V225H96V222H95V218H94V216L93 215H91V214H88L89 216H86L87 214H85L83 217H80L82 214H84L83 212L84 211H86V210H88L87 208H91V207H89V206H95V205H92L91 203H94L95 201H97V200H99V199H102V200H107V201H109V200H111L112 198V192L114 191V189L115 188H117L115 185H116V178H115V169L112 167H108L109 165H107L106 167L105 166H103V167H100V165L102 164L101 162V154H102V148H101V146H98V145H100V143L98 142L97 144V149L96 148H94L93 147V149H94V151H96L95 153H96V157H95V159H96V161H95V159H94V165L96 166V167H100L102 170H101V172L103 173L104 172V174H105V179H104V185H105V188H104V191L102 192V193H99V194H101V195H98V194H94V195H92L94 192H92V189L89 191V178H87V177H85V176H82V177H80V176H78V175H80V173H79V170H78V168H77V170L75 171L74 170V167H75V165L76 164H74V162L75 161H73L72 163H71V166H70V168H71V170H70V172H68L67 174H66V172H67V170L68 169H66V170H63V169H61L60 171H62V173H60V171H59V175H61V176H59V181L61 180L62 181V183H61V181H60V183L62 184H60L59 183V181H58V183H57V185H54V186H51L48 182H46V186H45V191H46V193L47 194H45L46 196L48 195V192H52L53 193V191L55 192V193H57V195H56V198H55V196L53 197L54 199H53V203H52V205H50L49 203H48V201H46L45 202V205H44V209L42 210V208H37V210H35L36 209V207H34V208H31V209H24V208H22V207H20L19 206V204H13L12 202H6V203H4V204H0V227L2 228V231H4V232H6L7 234H3L2 233V235H4L5 236V239H6V241H5V239H4V236H2L1 235V232H0V237H1V239H0V244L2 243L3 245H1L0 247H2L3 246V248H4V251H2V248L0 249V251H2L3 253H1V257H0V264H71V263H73L72 262V259H70V257H71V252L68 250V249H66L65 248V246L64 245H62L61 244V247H60V251L58 252V255H56L55 257L52 255V257H50L49 255H51V253L50 252H48L49 250H48V247H47V245H44L43 246V242H42V240H40L41 238L44 240V238H45V236L44 235H46V238H50L51 240H53L54 239V236L52 237V233H50V232H52V231H54L53 229V227H55L56 226V224H53L54 222L53 221H55L56 219H55V215H56V213H57V215H59V212L61 213L62 211H66L65 213H64V216L67 218V220H69V226H68V223L66 224L65 223V225H64V227H63V229H62V231H61V235H60V237H61V239H65L66 237L67 238H69L71 241L73 240V243H74V245H75V247L77 248V249H75V251L77 252V253H74V254H79L78 252H88V251H90V252H95L96 251V253L99 255L100 253V251H104V252H101L102 253V256H104V259L103 260H101V259H99V263L98 264H105L106 262L108 263V261H110V264H111V262H112V260H113V263L114 264H117V263H123V264H141L142 262H143V260H144V262L142 263V264H175V263H173V261H172V259H171V255L173 256V257H175V256H177L178 257V260H179V262H178V264H202V263H204V264H211V263H213V264H215V262L213 261V254H211V252H209V251H207V245H209V246H211L212 248H216V247H219L220 245V247L222 248V251L224 252H227L226 253V255H227V258H226V261H225V263L224 264H251V262H252V256H254L255 254H254V252L259 248V246H260V244H261V240L259 239L258 240V235H259V233H260V231H261V227L263 226V228H264V222H263V220H261V217H258V215H260L261 214V212H260V204H261V200H260V195L264 192V145L263 144H260V143H258V142H256L257 140H254V139H260V141L261 140H263L264 139V135H261L260 133H251V134H249V135H247V136H237L236 134H235V136H237V137H235L234 138V136H232L235 132H236V129H237V127H239V125L238 124H240V125H242V123L241 122H243L245 119H247L246 118V116L248 117V112H249V110H251L252 108H253V106H254V101H255V98H257L258 97V94L259 93H262L261 91H264V71L262 72V73H260V74H262L261 76H259V75H256V74H258L256 71V73H254V68H256L257 66L256 65H258V64H256L255 65V63H258L257 62V60L255 59V58H258V57H253V55L256 53V52H258V54L256 55H254V56H259L260 58H261V54L263 55L264 54V45H262V43L261 42H263L264 40V25L263 26H261L260 24H258L257 22H259V21H262V20H264V0H247ZM250 1V2H249ZM3 3V5H2V3ZM37 2H40V3H37ZM44 2V3H43ZM74 2V3H73ZM199 3H200V0L198 1ZM198 2H196V4H198ZM137 3V4H136ZM25 4V5H24ZM70 4V5H69ZM89 4H91V5H89ZM99 4V5H98ZM104 4V5H103ZM41 7H40V6ZM68 6V8H67V6ZM77 5V6H76ZM98 7H97V6ZM134 5V6H133ZM149 5V6H148ZM38 6V7H37ZM74 6V7H73ZM102 6V7H101ZM103 6H104V8H103ZM162 7V8H160V7ZM213 6V7H212ZM227 5H225V7H226ZM24 7H25V9H30V10H28V13H27V11L24 9ZM105 7H106V9H105ZM149 7V8H148ZM159 7V8H158ZM66 8V9H65ZM3 9H4V11H3ZM55 9V10H54ZM61 9V10H60ZM91 9V10H90ZM98 9V10H97ZM105 9V10H104ZM159 9H161V10H163L164 11V13H162L163 11H161V10H158ZM218 9V10H217ZM222 11H221V10ZM255 9V10H254ZM157 10V11H156ZM258 10V11H257ZM24 11H26L25 13H27V14H24ZM61 11V12H60ZM63 12V13H62ZM65 12V13H64ZM93 14H92V13ZM105 12H107V13H105ZM166 12H169L168 10L166 11ZM173 12V13H172ZM176 12H179V13H176ZM196 12H198V13H196ZM212 12H213V14H214V16H213V14H212ZM220 12V13H219ZM222 12V13H221ZM30 13V14H29ZM157 13V14H156ZM159 13V14H158ZM219 13V14H218ZM255 13V14H254ZM63 14V15H62ZM100 14V15H99ZM109 14V15H108ZM153 14H154V16H153ZM166 14V15H165ZM169 14V15H168ZM172 14V15H171ZM174 14V15H173ZM175 14H178V15H176L175 16ZM25 15V16H24ZM27 15V16H26ZM103 17H102V16ZM108 15V16H107ZM195 15V16H194ZM207 15H208V17H207ZM216 15V16H217ZM225 15V14H224ZM262 15V16H261ZM30 16V17H29ZM62 16H64V17H62ZM137 18V22H140V23H138V25H137V23H135V17ZM173 16V17H172ZM201 16V17H200ZM204 16V17H203ZM212 16V17H211ZM259 16V17H258ZM29 17V18H28ZM90 17V18H89ZM110 17L112 18V19H110ZM133 17V18H132ZM170 17V18H169ZM181 17L184 19V21L181 19ZM200 17V18H199ZM215 17V18H214ZM218 17V16H217ZM29 20H28V19ZM101 18V19H100ZM103 18H104V20H107L106 22H104V25L107 27V26H109V31H107L108 30V28H106L104 25H103V22L101 21V23H100V20H103ZM106 18V19H105ZM134 19V20H132V22L130 21L131 19ZM139 18V19H138ZM202 18V19H201ZM261 18V19H260ZM98 19V20H97ZM202 21H201V20ZM204 19V20H203ZM207 19V20H206ZM208 19L210 20V21H208ZM216 19V20H215ZM255 19L257 20L256 22H255ZM259 19V20H258ZM23 20H26V22L24 23L25 25H22V23H23ZM27 20H28V23H27ZM128 22H131L132 24H133V26H132V24L130 23V24H127V21ZM179 20V21H178ZM200 20V21H199ZM206 20V21H205ZM211 20H213V22H211ZM219 21V22H216V21ZM237 20V19H236ZM90 21V22H89ZM114 21H116V22H114ZM119 21V22H118ZM244 21H246L247 23H245ZM96 22V23H95ZM122 22V23H121ZM173 22V23H172ZM190 23V24H188V23ZM210 22V23H209ZM27 23V24H26ZM105 23H107V24H105ZM115 23V24H114ZM118 23H120V28L118 27L119 25H118ZM143 23V24H142ZM176 23V24H175ZM198 23V24H197ZM256 23V24H255ZM35 24V25H34ZM87 24V25H86ZM93 24H94V26L95 27H93ZM97 24H99V25H97ZM101 24V25H100ZM139 24H141V25H139ZM188 24V25H187ZM193 26H192V25ZM247 24H249V26H247L248 27V30H245V28H246V25ZM40 25V26H39ZM84 25V26H83ZM117 25V26H116ZM124 25H126V26H124ZM130 25V26H129ZM142 25L143 26H145V27H142ZM147 25V26H146ZM170 25V26H169ZM172 25V26H171ZM176 25V26H175ZM177 25L179 26L178 27V30L176 29V27H177ZM200 25V26H199ZM218 25H216V26H218ZM223 25V26H222ZM13 26V27H12ZM99 26V27H98ZM130 28H129V27ZM131 26H132V28H131ZM216 26H215V28H216ZM221 26V27H220ZM243 26V27H242ZM244 26H245V28H244ZM84 27V28H83ZM118 27V28H117ZM122 27V28H121ZM155 27V28H154ZM172 27V28H171ZM173 27L175 28V31H174V29H173ZM224 27V28H223ZM88 28V29H87ZM90 28V29H89ZM96 28H98V29H96ZM114 28V30L116 29L118 32H119V34H117V31L115 30H112ZM127 29V30H123V29ZM171 28V29H170ZM181 28H185L186 29V32H184L185 30L184 29H181ZM262 28V29H261ZM92 29V33H94L95 31ZM123 30L124 32L122 33V31L121 30ZM155 29H157V30H155ZM180 29V30H179ZM6 30V31H5ZM81 32H80V31ZM86 30H88V32L86 31ZM110 30L111 31H113V32H111L110 33ZM161 30V31H160ZM182 30V31H181ZM192 30V31H191ZM224 31V32H222V31ZM72 32V33H69V32ZM79 31V32H78ZM83 31H84V33H83ZM121 31V32H120ZM126 31H127V33H128V35H127V33H126ZM177 31H179V34H180V37H178L179 35H178V32ZM190 32V37H189V35H188V33ZM221 31V32H220ZM247 31H248V33H247ZM251 31V32H250ZM165 33V36H164V34H162V33ZM172 32V33H171ZM181 32H183V33H181ZM21 33V34H20ZM22 33H24V34H22ZM108 33H110L111 35H109ZM114 34V39H113V34ZM116 33V34H115ZM120 33H122V35L124 34V36H120ZM187 33V36L185 35ZM192 33V34H191ZM196 33V34H195ZM261 33V34H260ZM74 34H76V35H74ZM173 34V35H172ZM182 34H183V36H182ZM220 34V35H219ZM222 34V35H223ZM78 35V36H77ZM198 35H199V37H198ZM26 36H28V37H26ZM116 36H117V40H116ZM127 36V37H126ZM164 38V39H162V37ZM168 36V37H167ZM173 36V37H172ZM195 36V37H194ZM227 36V35H226ZM19 37V38H18ZM72 37V38H71ZM81 37H83V38H81ZM120 37L122 38V39H120ZM124 37H126V38H124ZM176 37H177V39H176ZM182 37H184V39L182 38ZM256 39H255V38ZM10 38V39H9ZM130 38V37H129ZM166 38H168V39H166ZM169 38H172V39H169ZM180 38L182 39V42H181V40H180ZM4 39V40H3ZM20 39V40H19ZM30 39V40H29ZM81 39H85V41H81ZM254 39V40H253ZM7 41L8 42V44H6V42H4V41ZM13 40H16V41H13ZM172 40V41H171ZM197 40L195 41V42H197ZM241 40H242V38H241ZM257 40V41H256ZM263 40V41H262ZM105 42V44H104V42ZM115 41V42H114ZM117 41H118V43L120 44H118L117 43ZM160 41H161V43H160ZM219 41V42H218ZM254 41V42H253ZM2 42V43H1ZM42 42V43H41ZM166 42H168V43H166ZM171 42V43H170ZM184 42H186L185 44H184ZM207 42V43H208ZM258 42H259V44H258ZM59 43V44H58ZM72 43V44H71ZM81 43H83V44H81ZM145 43V44H144ZM160 43V44H159ZM165 43V44H164ZM183 43V44H182ZM250 43V44H249ZM81 44V45H80ZM97 44V49L99 50V45ZM159 44V45H158ZM162 44V45H161ZM171 44V45H170ZM223 46H222V45ZM255 44V45H254ZM73 45H75V46H73ZM83 45V46H82ZM142 45V46H141ZM150 45H152V46H150ZM183 45V46H182ZM250 45V46H249ZM261 45V46H260ZM40 46V47H39ZM62 46V47H61ZM73 46V47H72ZM79 46V47H78ZM140 46V47H139ZM160 47L161 48V50L158 48V47ZM174 46H175V48H174ZM222 46V47H221ZM259 46V47H258ZM46 49H48V50H46ZM57 47V48H56ZM67 47V48H66ZM72 48V49H70V48ZM77 47V48H76ZM83 47V48H82ZM96 47V46H95ZM178 47V48H177ZM180 47H182V48H180ZM216 47H218V48H216ZM246 47V48H245ZM62 48V49H61ZM76 48V49H75ZM81 48V49H80ZM136 48V49H135ZM168 48V49H167ZM213 48V49H212ZM221 50H220V49ZM223 48V49H222ZM58 50V52H59V54H58V52L57 51H55V50ZM66 49H68V50H66ZM80 49V50H79ZM96 49V50H97ZM117 49V48H116ZM151 49V50H150ZM158 49V50H157ZM175 49V50H174ZM208 49H211L210 51H208ZM257 49V50H256ZM60 50H62V51H60ZM95 50V52H98V51H96ZM136 50V51H135ZM154 50V51H153ZM138 51V52H137ZM227 51V52H226ZM229 51V52H228ZM62 52V53H61ZM160 52V53H159ZM167 52H168V54H167ZM170 52V53H169ZM240 52V53H239ZM242 52V53H241ZM261 54H260V53ZM55 53V54H54ZM67 53V54H66ZM69 53V54H68ZM121 53V52H120ZM119 53V54H120ZM135 53V54H134ZM118 54V55H119ZM130 54H131V52H130ZM129 54V55H130ZM131 54V55H132ZM229 54H231V56L232 55H235L236 54V56L234 57V58H232L231 56H230V59H231V61L229 60ZM237 54L238 55H240L241 57L240 58H238V56H237ZM70 55V56H69ZM130 55V56H131ZM162 55V56H161ZM166 55V56H165ZM249 55V56H248ZM61 56V55H60ZM67 56V57H66ZM120 56V55H119ZM126 56V55H125ZM133 56H131L130 57V59L133 57ZM164 56V57H163ZM247 56V57H246ZM55 57V56H54ZM69 57V58H68ZM134 57L132 58V60H134ZM156 57V58H155ZM236 57H237V59L239 60V62L242 60V57H243V60L241 61L242 62V64H241V62L239 63V62H237L238 60L236 59ZM137 58V59H136ZM143 58V59H144ZM151 58V59H150ZM168 58V59H167ZM173 58H174V60H173ZM72 59V60H71ZM90 59V60H89ZM232 59H235V60H233V62L235 63V65H236V62H237V64L239 65V66H235L234 65V63L232 62ZM262 59H264V55L262 56ZM74 60V61H73ZM77 60V61H76ZM88 60H89V62H88ZM125 60V63H126V59H124ZM123 60V61H124ZM139 60V59H138ZM159 60V61H160ZM245 60V61H244ZM249 61V62H247V61ZM256 62H255V61ZM22 61H23V63H22ZM22 61H20V63L19 64H25L26 65V69L28 70L29 69V63H27L28 61L27 60H22ZM24 61H27V62H24ZM52 61H54V59L52 60ZM75 62V64H73L75 67L74 68H76V69H74L73 68V65H72V69H74V70H77V73H76V75H75V73L74 74H72V73H70V65L73 63V62ZM85 61V62H84ZM122 61V62H123ZM174 61V62H173ZM227 61V62H226ZM229 61V62H228ZM264 61V60H263ZM214 62H215V65L213 66L212 64H214ZM226 62V63H225ZM231 62V63H230ZM51 63V64H50ZM77 63V64H76ZM80 63H81V65H80ZM86 63V64H85ZM228 63V64H227ZM27 64H28V66H27ZM79 64V65H78ZM85 64V65H84ZM220 64V65H219ZM226 64H227V66H229V68L231 69H227V67H225L226 66ZM231 64H233V65H231ZM240 64L242 65V66H240ZM12 65V64H11ZM9 66V67H7V68H5V69H3L1 72H0V113L2 112H4V110H2V108L3 107H6V105L8 106L9 105V103H7L8 101L10 102V100L11 101H13L14 99H12L11 97H9L8 99H4L2 96H3V94L2 93H6L7 92V94H9V93H13V92H15V93H18V94H20V98H21V104H23V105H27V104H29V102L30 101H32V95L30 94V93H32L31 92V90H33V87H32V83H31V81L29 80V79H27L26 77L24 78V71L23 72H21V70H18L17 69V66H18V63L15 65V64H13L12 66ZM52 65V66H51ZM61 65V64H60ZM225 65V66H224ZM231 65V66H230ZM52 68H51V67ZM59 66V65H58ZM57 66V67H58ZM121 67H123L124 68V66H125V64H122V65H120ZM249 68H248V67ZM256 66V67H255ZM54 67V68H53ZM120 67V68H121ZM236 67H238L239 69L237 70V68ZM245 68V70L243 69V68ZM10 68V69H9ZM14 68V69H13ZM81 68H82V71H81ZM105 69H103L102 71L104 72V74L106 75V76H108V74H109V72L111 73V71H106V68H108L107 67V64H106V67H104ZM135 68H137V66H135ZM8 69V70H7ZM12 69H13V71H12ZM51 69H53V71H52V74H50L51 73V71L50 70ZM68 69V70H67ZM84 69V70H83ZM125 69H126V66H125ZM125 69H123L122 70V68H121V70L119 71V72H117L118 73V75H119V80H121V79H123V76H125V74H126V70ZM242 69V70H241ZM257 69V68H256ZM255 69V70H256ZM42 70V71H41ZM59 70V71H58ZM109 70V69H108ZM209 70V69H208ZM230 70V72H228ZM236 70V71H235ZM56 71V72H55ZM80 71V72H79ZM122 71V72H121ZM169 71V70H168ZM171 71V70H170ZM234 73H233V72ZM239 71H240V73L242 74H240L239 73ZM241 71H243V72H241ZM253 71V72H252ZM69 72V73H68ZM76 72V71H75ZM106 72V73H105ZM121 72V73H120ZM120 73V74H119ZM161 72H157L156 73V77H157V79L158 80H160V81H162L163 79L162 78H164V73H165V71H163V73H161ZM208 73H210V75H211V73H213V72H210V70L209 71H207V77H208ZM229 73V74H228ZM37 74V75H38ZM78 74V75H77ZM157 74H159V75H157ZM217 73H215L214 74V76H217L218 75ZM225 74H227V75H225ZM231 74V75H230ZM26 75H27V72H26ZM25 75V76H26ZM48 75H50V76H52V77H50V76H48ZM110 75V74H109ZM245 75H243V76H245ZM256 75V76H255ZM77 76V77H76ZM166 76V75H165ZM236 78H235V77ZM64 77V78H63ZM260 77V78H259ZM262 77H263V80H262V82H263V85H262V82H261V84L259 83L261 80H257V79H262ZM27 81H25V80ZM162 79V80H161ZM226 79L227 78H225V80H224V83L225 84H227V85H224V83H223V85H221V86H216V88H214L213 90L216 92V93H219V90H221V91H223V89H226V88H229L231 85V81H229L228 79H227V82H226ZM68 81H69V83H68ZM164 82H165V79L163 80ZM26 82V83H25ZM44 82H45V84H44ZM67 82V83H66ZM74 83L73 85H72V83ZM90 82V81H89ZM169 82V80L167 81V79H166V84L164 83V85L166 86L167 85V83ZM231 82V83H230ZM256 82L258 83V84H260V85H258V84H256ZM48 84V85H47ZM72 86H71V85ZM242 84V83H241ZM253 84H254V86H253ZM69 85V86H68ZM85 86L86 84L85 83H83V84H81V86ZM233 85V84H232ZM262 85V86H261ZM71 86V87H70ZM75 86V85H74ZM80 86V85H79ZM112 87H114L115 86V83H114V85H111ZM250 86H251V88H250ZM252 86H253V88H252ZM31 87H32V89H31ZM66 87H68V88H66ZM86 87V86H85ZM131 85H128L127 86V89L128 90H131ZM224 87V88H223ZM254 87H256L255 89H257L258 88V90H255L254 89ZM82 88L83 87H80V91L82 90ZM218 88V89H217ZM218 90V91H216V90ZM251 90H253V91H251ZM260 90V91H259ZM251 93H250V92ZM215 92H213V93H215ZM253 92V93H252ZM60 93H62L61 95H60ZM111 93H112V91H111ZM110 93V97H109V99L110 100H108V96H106V99L104 100V101H99V102H96V103H94L95 101L94 100H91L90 101V103L92 104V102L94 103V104H89V105H91L92 107H90L87 103H89V101L88 100H86V101H88L87 103H85V102H81V103H83L84 104V106L86 105V107H85V112L87 113V114H91L92 112V109H94L95 110V112H93L92 113V115L94 114V116H96L98 113H97V111L99 112L100 110H102V108H103V110H102V114L104 115V117L103 116H101V115H99V116H101V118L103 117V119L105 118V120H103V122H102V124H101V126L102 125H104V126H102L103 128H104V132H103V134H108L109 133V131H110V127H111V125H112V123L114 122V121H118L117 120V118H118V114H119V112H121V110H122V107H123V101L122 100H118L119 98L117 97L116 98V95L114 94H111ZM247 96H245V95ZM257 94V95H256ZM254 95V96H253ZM22 96H23V98H22ZM249 97H252V100H254V101H250L249 99H251V98H249ZM246 98H247V100H246ZM115 102V100H116V102L113 104V102ZM29 101V102H28ZM112 103H111V102ZM122 101V102H121ZM244 103H246V104H244ZM247 101V102H246ZM2 102H4V103H2ZM15 101H13V105H16V103H14ZM37 102H38V100H37ZM54 102V103H53ZM100 102L104 105V106H102V108L101 109H99L98 110V108L101 106V104H100ZM111 103V105L113 104V106L111 107L109 104ZM120 102V103H119ZM40 103H42L40 100H39V103L38 104H40ZM106 104V106H105V104ZM249 103V104H248ZM59 104L61 105V106H59ZM220 105V104H219ZM243 105V107L242 108H240L241 106ZM251 105V107H249ZM3 106V107H2ZM89 106V107H88ZM247 106V107H246ZM263 106V107H262ZM59 107V108H58ZM237 107V108H236ZM106 108V109H105ZM218 108V109H217ZM220 108V109H219ZM236 108V109H235ZM238 108H240V109H238ZM112 109H115L114 111L112 110ZM212 109V110H213ZM224 111H223V110ZM243 109V110H242ZM260 109H262L263 110V112H264V102H263V104H261V106H260ZM50 110V112H52ZM57 110H58V112H59V114L60 115H58V113H57ZM110 110H112L113 112L111 113V111ZM88 111V112H87ZM106 111V112H105ZM236 111V112H235ZM105 112V113H104ZM61 113H63V110H62V112ZM96 113V114H95ZM109 113V114H108ZM111 113V114H110ZM113 113H115V114H113ZM224 113L225 114H227V115H225L224 116ZM232 113V114H231ZM100 114H101V112H100ZM107 114H108V117H107ZM236 114V115H235ZM240 116V118L242 117V115L244 116V117H242L241 118V120H240V118L238 117V115ZM241 114V115H240ZM3 115L4 114H2V116L0 115V118L1 117H3ZM232 115H235V116H232ZM57 116V117H56ZM60 116V117H59ZM106 116V117H105ZM232 116V117H231ZM57 118L59 119L58 121H57ZM108 118V119H107ZM201 118H203V119H201ZM239 118V119H238ZM52 119V118H51ZM56 119V120H55ZM115 119V120H114ZM231 119V122L229 121ZM234 119V120H233ZM1 120V119H0ZM107 120H108V122H107ZM114 120V121H113ZM197 120V119H196ZM235 120H237L236 122H235ZM55 123H54V122ZM57 121V122H56ZM107 123H106V122ZM248 121V120H247ZM246 121V122H247ZM111 124H110V123ZM2 123V122H1ZM0 123V124H1ZM52 123V124H51ZM74 122H72L71 123V125L73 124ZM204 123V124H203ZM226 123H227V125H226ZM231 123V124H230ZM234 123V124H233ZM48 125V126H45V127H43L44 125ZM49 124H51V125H49ZM55 124H56V126H55ZM108 124L110 125V126H108ZM224 124V125H223ZM78 125V124H77ZM107 125V126H106ZM203 125V126H202ZM211 125V126H210ZM223 125V126H222ZM232 125V126H231ZM235 125V126H234ZM201 126V127H200ZM216 128H215V127ZM108 127V128H107ZM232 127V128H231ZM42 128H44V129H42ZM211 128L213 129V131L211 130ZM106 130L108 131L107 133H106ZM210 131H212L211 132V134L209 133ZM221 131V132H220ZM227 131V132H228ZM206 132V133H205ZM221 134H220V133ZM53 133H55L56 134V132H52V143L49 145V148H48V146L45 144V142L43 141V148L41 149V151L42 152H45V151H47V150H49V149H51V148H53V149H51V150H49V152H51L50 153V160H52V157L51 156H53V154L54 153H58V151L60 150L61 151V149H60V147H55V145H58L57 143L55 144V141H57L58 140V138H59V136H56L55 134H53ZM199 133H200V135H199ZM216 133V134H215ZM206 134V135H205ZM209 134H210V136H209ZM218 134V135H217ZM232 134V135H231ZM252 137H251V136ZM257 135V136H256ZM36 136H39V135H37V133H35V138H37V139H39L42 135H40L39 136V138L38 137H36ZM54 136V137H53ZM256 136V137H255ZM259 136H263V137H260L259 138ZM58 137V138H57ZM104 137V136H103ZM201 137V138H200ZM209 137V138H208ZM244 137V138H243ZM250 137V138H249ZM255 137V138H254ZM42 138H43V136H42ZM42 138H40L41 140H42ZM214 138V139H213ZM234 140H233V139ZM191 139V141H189ZM200 139V140H199ZM212 139V140H211ZM253 139V140H252ZM194 140V141H193ZM205 140V141H204ZM214 140V141H213ZM200 141V142H199ZM201 141H202V143H204V145L201 143ZM230 141H231V145H229L230 144ZM248 141H250L249 143H248ZM191 143V145H190V143ZM196 142H198L197 144H196ZM235 142V143H234ZM255 142V143H254ZM54 143V144H53ZM193 143H195L194 145H193ZM212 143V144H211ZM243 143L245 144V145H243ZM253 143V144H252ZM200 144V145H199ZM46 145V146H45ZM52 145V146H51ZM54 145V146H53ZM187 145H189V147L187 146ZM203 145V146H202ZM248 145V146H247ZM59 146V145H58ZM200 146V147H199ZM243 146V147H242ZM3 147H5V148H7V149H9L10 148V144H5V145H3ZM45 147H47V149L45 148ZM191 147H193V150H192V148ZM204 147V148H203ZM208 147H210V148H208ZM57 148V149H56ZM58 148H59V150H58ZM99 148V149H98ZM199 148V149H198ZM231 148H233V150L231 151ZM242 148V149H241ZM46 149V150H45ZM56 151H55V150ZM96 149V150H95ZM192 150L193 151V153H195V154H193L192 153V151H190L189 152V150ZM204 149V150H203ZM252 149V150H251ZM259 149H260V151H259ZM52 150H54V151H52ZM202 150V151H201ZM242 151V153H241V151ZM251 151V152H250ZM253 151V152H252ZM53 152V153H52ZM183 154H182V153ZM189 152V153H188ZM232 152V153H231ZM256 152V153H255ZM185 154L186 155H188V156H190L189 158H187L188 156H185ZM245 154L247 155V156H245ZM260 154H262L261 155V157H259V155ZM178 155H179V157H178ZM184 155V156H183ZM192 155H194V157L192 156ZM115 155L114 154H112V153H110L107 157V161L108 162H112L113 161V159H114V161L116 160V157H114ZM191 156H192V158L194 159V160H192V158H191ZM197 156V157H196ZM236 156V157H235ZM244 158V159H242V157ZM59 157H61L60 155H59ZM186 157V158H185ZM197 158V160H195L196 158ZM184 158V160H182ZM201 158V159H200ZM187 159H191V161H189V164L191 165V166H189L188 164L186 165V163H188V160ZM227 159H229V161L227 160ZM242 159V160H241ZM98 160V161H97ZM236 161V163H235V161ZM238 160V161H237ZM61 161V160H60ZM63 161H65V160H63ZM68 161L70 162V160L68 159ZM62 162V161H61ZM69 162H67L66 161V164H67V166H68V163ZM180 162V163H179ZM191 162H192V164H191ZM176 163H177V165H176ZM236 165H235V164ZM175 164V165H174ZM170 165V166H171ZM226 165H228V166H226ZM246 165H247V167H246ZM225 167V170L226 171H224V167ZM261 166H262V168H261ZM98 167V168H99ZM191 169H189V168ZM214 167V168H213ZM232 167V168H231ZM109 168V170H107ZM187 168V169H186ZM246 168V170H244ZM212 169V170H211ZM260 169V170H259ZM188 170V171H187ZM218 170V171H217ZM224 172H223V171ZM177 171V170H176ZM190 171V172H189ZM246 171H247V173H246ZM261 171V172H260ZM75 174H74V173ZM188 172V173H187ZM226 172V173H225ZM245 172V173H244ZM74 175H73V174ZM223 173V174H222ZM232 173H234V174H232ZM242 174V175H241ZM244 174V175H243ZM245 174H247V175H245ZM262 174H263V176H262ZM66 175V176H65ZM71 175V176H70ZM108 175L109 176H111V177H108ZM230 177H229V176ZM240 175V176H239ZM258 175V176H257ZM67 178H65V177ZM222 176H224V178H221ZM239 176V177H238ZM244 176V177H243ZM248 176V177H247ZM258 178H257V177ZM73 177V178H72ZM228 177V178H227ZM232 177V178H231ZM245 179V180H243V178ZM255 177V178H254ZM62 178H65L64 180L62 179ZM76 178L79 180V183H77L78 181L76 180ZM115 178V179H114ZM252 178V179H251ZM69 179V182H70V180H71V182L69 183L67 180ZM87 179V180H86ZM232 179V180H231ZM66 180V181H65ZM235 180V181H234ZM238 180H239V182H238ZM241 180V181H240ZM261 180V181H260ZM65 182V184H64V182ZM75 181V182H74ZM115 181V182H114ZM208 181H209V184H208ZM222 181V182H221ZM257 181H260V183L259 182H257ZM86 182V183H85ZM224 182H225V185H224ZM245 182V183H244ZM263 182V183H262ZM72 183V184H71ZM203 183V184H202ZM227 183H228V185H227ZM230 183H232V185H229ZM69 184V185H68ZM73 186V187H75V186H77V188H79L80 190H81V188H82V186H83V188H82V190H85L86 188H85V186L86 185H88V190L86 189L85 191H87V192H91L90 194V198H86L85 200H83L81 203H80V199H81V197H79V196H77L76 197V195L75 194H71V185ZM74 184H75V186H74ZM77 184V185H76ZM110 184V185H109ZM177 184V185H176ZM200 184V185H199ZM238 184V185H237ZM174 185H176L175 187H174ZM204 185V186H203ZM240 185V188L238 187ZM62 186V187H61ZM224 186V187H223ZM259 186V188H257ZM69 187H70V190H69ZM87 187V186H86ZM169 187V188H168ZM183 187V188H182ZM114 188V189H113ZM161 188L163 189V191H165V192H163L162 190H161ZM175 188V189H174ZM241 189V190H239V189ZM262 188V189H261ZM236 189H234V190H236ZM64 190V192L65 193H68V195H67V199L69 198V196H70V198L68 199V200H66L67 201V203H63L64 204V210H63V204L61 203L62 201H63V199H61L60 197H62L64 194H63V191ZM68 190V191H67ZM81 190V191H82ZM167 190V191H166ZM172 190V191H171ZM171 192V193H170ZM231 192V193H230ZM63 194V195H61V194ZM74 193V192H73ZM162 193H164V195H162ZM246 193H248V194H246ZM260 193V195H257V194H259ZM172 194V196H169V195H171ZM178 194H180V196L178 195ZM224 194H226V195H224ZM59 195H60V197H59ZM74 195H75V197H74ZM160 195V196H159ZM173 195H175V196H173ZM194 194H189L188 195V199H189V204L191 205V207H192V205H194V204H196L197 202L196 201H198L197 200V198H196V195H194ZM231 195H233L232 197H231ZM244 195V196H243ZM72 196V197H71ZM96 197L95 199H94V197ZM101 196V197H100ZM235 196V197H234ZM247 196V197H246ZM254 196V198H252ZM257 196H259V197H257ZM74 197V198H73ZM164 197V198H163ZM168 197V198H167ZM172 197V198H171ZM233 197H234V199H233ZM57 198L59 199L60 198V200L59 201H61L60 203L62 204V205H58L59 203H58V200H57ZM79 198V199H78ZM98 198V199H97ZM167 198V199H166ZM173 198L176 200V201H174L173 200ZM195 198V199H194ZM242 198H243V200H242ZM246 198H248V199H246ZM251 198V199H250ZM259 198V199H258ZM73 199V200H72ZM77 199V200H76ZM158 199V200H157ZM163 199V200H162ZM203 199H204V205L205 206H202L204 209H206V212H207V210H209V209H207V208H209V207H207V205L209 204L210 206H211V202L210 201H212L211 199H213V197L211 196H206V197H203ZM234 201H233V200ZM239 199V200H238ZM252 199H254V200H252ZM255 199H256V201H255ZM258 199V200H257ZM71 200H72V203H71ZM90 200L92 201L91 203H90ZM93 200H94V202H93ZM155 200V201H154ZM196 200V201H195ZM230 200V201H229ZM250 200V201H249ZM89 201V202H88ZM173 201V202H172ZM229 201V202H228ZM235 201H236V203L238 204H236L235 203ZM242 201V202H241ZM78 202V203H77ZM153 202H156V203H153ZM192 202V203H191ZM195 202V203H194ZM228 202V203H227ZM241 202V203H240ZM245 202H247V203H245ZM248 202H249V204H248ZM258 202H260V203H258ZM75 203H77L76 205H75ZM89 203V204H91V205H87V204ZM151 203H153L152 205L153 206H156L155 208L153 207L152 208V206H151ZM232 203H233V205H232ZM71 204V205H70ZM79 204V205H78ZM165 204H166V206H165ZM226 204H228V206H226ZM47 205H49L50 207H48L49 209L48 210H46L47 209ZM59 206V208H58V206ZM170 205V206H169ZM172 205V206H171ZM231 205H232V207H231ZM235 205V206H234ZM236 205H237V208H239V210H236L237 208H236ZM243 205H245V207H243ZM249 205V206H248ZM257 205V206H256ZM61 206H62V209H61ZM67 206V207H66ZM88 206V207H87ZM77 207V208H76ZM150 207V209H148ZM231 207V208H230ZM236 209H235V208ZM248 207V208H247ZM22 208V209H21ZM50 208H51V210H53V212L52 211H50V213H46L47 211H49L50 210ZM94 209L96 208V207H93ZM152 208V209H151ZM161 208V209H160ZM172 208V209H171ZM226 208V209H225ZM25 210V212H24V210ZM56 209H61L60 211H56ZM153 209H155V211L153 210ZM167 209V210H166ZM192 209V208H191ZM29 210L31 211V213L30 214H28L29 213ZM41 210V211H40ZM55 210V211H54ZM71 210V211H70ZM152 210L155 212L154 214H157V215H154L153 214V212H152ZM159 210V211H158ZM161 210H163V211H161ZM174 211V212H172V211ZM232 210V211H231ZM41 213H40V212ZM149 211H151V213H149ZM161 211V212H160ZM165 211H168V212H165ZM237 211H239V213H236ZM247 211H248V213H250V215L247 213ZM46 214H45V213ZM70 212V213H69ZM77 212V213H76ZM160 214H159V213ZM166 214H165V213ZM199 212V211H198ZM258 212V213H257ZM9 213V214H8ZM23 213H25L26 214V216L23 214ZM43 213H44V215H43ZM52 213V214H51ZM63 213V212H62ZM81 213V214H80ZM177 213V214H176ZM235 215H234V214ZM258 215H257V214ZM38 214H40V215H38ZM48 214V216H46V221L47 222H49V223H47L46 221L45 222H43L44 221V219H45V215H47ZM51 214V216L49 217V215ZM77 214V215H76ZM125 214V215H124ZM136 214V215H135ZM148 214V215H147ZM170 216V218H169V220L167 219L168 218V215ZM174 216H173V215ZM203 214H204V212L201 210L200 211V213H193V214H191L192 216H193V218H191L192 220H193V224H196V226L197 227H201L200 226V222L202 221V216H203ZM243 214H244V216H243ZM255 214L257 215L256 217H258V219H257V221H255L254 219H256L254 216H255ZM23 215V216H22ZM57 215H56V218H57ZM115 215V216H114ZM137 215H138V217H140V218H142V219H145V217H146V220H144V221H142V219H140V218H137ZM153 215H154V217H153ZM166 216L167 215V217L165 218H163V216ZM177 217H176V216ZM250 216V217H247V216ZM10 218H9V217ZM42 218H41V217ZM125 216V217H124ZM159 216V217H158ZM188 216V215H187ZM190 216V215H189ZM234 218H233V217ZM236 216H238V219H240L241 218V216H243V217H245V218H241V219H243V221L242 220H238L237 219V217ZM8 217V218H7ZM16 217H18V219L16 218ZM24 217H26V219H23ZM29 217H30V219H29ZM37 217V218H36ZM47 217H48V220H47ZM54 217V218H53ZM78 217V218H77ZM80 217V218H79ZM135 219H134V218ZM144 217V218H143ZM199 217V218H198ZM204 217V216H203ZM240 217V218H239ZM252 217V218H251ZM253 217H254V219H253ZM130 218V219H129ZM134 219L135 221H131V219ZM246 218H248V219H246ZM9 219L12 221H9ZM33 219H36L34 222H33ZM52 219H54V220H52ZM88 219V220H87ZM90 219H92V221L90 220ZM158 219H160V223H158L157 221H158ZM211 219V220H210ZM214 219H215V217L213 216V215H210V218L208 219V222L207 223H212L213 224V222H214ZM14 220V221H13ZM32 220V221H31ZM41 220H43V221H41ZM83 220V221H82ZM86 220V221H85ZM127 220V221H126ZM148 220H150V222H148ZM209 220H210V222H209ZM234 220H235V222H234ZM247 220H249V221H247ZM255 221V222H257V223H254V225L253 226H250V225H252L253 224V221ZM21 221V222H20ZM40 221L42 222V223H40ZM72 221V222H71ZM80 221V222H79ZM125 221V223H123ZM129 221V222H128ZM142 221V222H141ZM170 221H172V222H174V223H171ZM9 222V223H8ZM31 222V223H30ZM53 222V223H52ZM130 222H132L133 224L131 225V223ZM139 222H141V223H145V224H141V223H139ZM147 222V223H146ZM242 222V223H241ZM244 222V223H243ZM247 222H248V228H250L249 230H250V232H252V234H251V237L249 238L248 237V241L250 242V243H248V241H247V238L246 239H244V241L238 246V247H236L235 246V248H234V244L233 245H231V243L233 242V240H232V237H230V236H228L230 233L229 232H231L230 230H232V232L233 231H236L237 230V228L242 224V226H245V227H247ZM251 222H252V224H251ZM263 222V223H262ZM45 223H47L46 224V226H44L45 225ZM76 225V227H75V225ZM85 223V224H84ZM139 223V224H138ZM152 223V224H151ZM163 223H164V226H163ZM232 224V225H229V224ZM246 223V224H245ZM24 224V225H23ZM41 224V225H40ZM44 224V225H43ZM78 224V225H77ZM84 224V225H83ZM125 224V225H124ZM135 224H136V226H135ZM158 224V225H157ZM169 226H168V225ZM199 224V225H198ZM236 224V225H235ZM240 224V225H239ZM257 224V225H256ZM23 225V226H22ZM51 225H54V226H51ZM120 225H122V226H120ZM142 225V228H139L140 226ZM146 225H148L147 227H145ZM153 225V226H152ZM239 225V226H238ZM7 226V227H6ZM41 226V227H40ZM50 226L52 227L51 229H52V231L49 229L50 228ZM82 226V227H81ZM91 226V228H90V230H93V231H91L92 232V234H91V232H89L90 230H89V227ZM113 226V227H112ZM127 226H133L134 228H135V231H134V233L131 235V236H127V237H123V235H122V233H123V231H124V229L125 228H127ZM138 226V227H137ZM150 226V227H149ZM159 226V227H158ZM171 226H173L174 227V232L172 231V228H171ZM236 226H238V227H236ZM22 227L24 228L23 230H22ZM43 227H45V228H43ZM145 227V228H144ZM42 228V229H41ZM74 228V229H73ZM115 228V229H114ZM122 228H123V230H122ZM202 228V227H201ZM233 228V229H232ZM255 228V230H253ZM43 229L46 231H48L49 232V234H48V232L46 231H44L46 234H44L43 233ZM160 229V230H159ZM176 229V230H175ZM197 230H201V229H199V228H196ZM39 230V231H38ZM50 230V231H49ZM112 230V231H111ZM118 230V231H117ZM120 230V231H119ZM146 230H149L150 231V233H153L154 232V236H155V238L151 241V244L150 243H148V242H146L143 238H142V235H139L138 233H139V231H141L140 232V234H142V231H146ZM168 230V231H167ZM213 230H214V232H213ZM255 231V232H253V231ZM264 230V229H263ZM25 231H27V232H25ZM31 232V234H29V232ZM110 233H109V232ZM177 231V232H176ZM215 231H217L216 233H215ZM107 232V233H106ZM119 232H121V233H119ZM168 232V233H167ZM209 232H211V234L209 233ZM221 233V234H219V233ZM27 233L29 234V236L27 235ZM41 233V234H40ZM104 233L106 234L105 236H103L104 235ZM226 233V234H225ZM227 233H229V234H227ZM42 234H44V235H42ZM53 234H54V232H53ZM117 234L119 235V236H117ZM160 234V235H159ZM164 234V235H163ZM168 234H169V236H168ZM171 234H172V236H171ZM212 235V236H210V235ZM227 235V236H225V235ZM37 235H38V237H37ZM40 235V236H39ZM63 235V236H62ZM138 235V236H137ZM213 235H214V237H213ZM217 235V236H216ZM21 236H23L24 238H25V245L23 246V249L21 250V248H20V246L18 245V242H19V240L18 239H20V237ZM42 236V237H41ZM72 236V237H71ZM116 236H117V238H116ZM166 236H168V237H166ZM142 238V240L140 241L139 239H141ZM218 237V238H217ZM221 237V238H220ZM39 240H38V239ZM78 238H79V240H78ZM110 238V239H109ZM116 238V239H115ZM124 238H126V241H125V239ZM128 238V239H127ZM223 238V239H222ZM224 238H226V241H225V239ZM82 239H84L83 241H82ZM104 239H107V240H104ZM118 239V240H117ZM173 239V240H172ZM220 239V240H219ZM94 240V241H93ZM112 240V241H111ZM115 240H117L116 242H115ZM160 240H164L163 241V246H162V244H161V242H159ZM171 240V241H170ZM185 240V241H184ZM217 240V241H216ZM224 240V241H223ZM3 241H5L4 243H3ZM37 241V242H36ZM92 241V242H91ZM188 241V242H187ZM201 241V242H200ZM218 241H219V243H218ZM39 242V243H38ZM83 242V243H82ZM90 242V243H89ZM114 242V243H113ZM124 242V243H123ZM130 242V243H129ZM138 242V243H137ZM202 242H203V245H202ZM211 242V243H210ZM122 243V244H121ZM136 244V246H139V249L138 248H136V246L134 245V244ZM147 243V244H146ZM176 243V244H175ZM205 243V244H204ZM215 243H217V244H215ZM222 243V244H221ZM37 244V245H36ZM41 244V246H43V247H41V246H39ZM45 244V243H44ZM114 244H115V246H114ZM128 244H130V245H128ZM147 246H146V245ZM178 244V245H177ZM184 244V245H183ZM201 244V245H200ZM16 245V246H15ZM89 245V246H88ZM95 245H97V246H95ZM134 245V246H133ZM183 245V246H182ZM216 247H215V246ZM218 245V246H217ZM17 247V246H19V248H20V250H19V248L17 249L16 248V250H15V247ZM46 246V247H45ZM109 246H110V249H109ZM112 246V247H111ZM130 246V247H129ZM149 246V247H148ZM233 246V247H232ZM248 246V247H247ZM36 247V248H35ZM104 247V248H103ZM105 247H107V248H105ZM135 247V248H134ZM141 247V248H140ZM147 247H148V249H147ZM169 247V248H168ZM210 247V248H211ZM13 248H14V250H13ZM31 248V249H30ZM47 248V249H46ZM65 248V249H64ZM149 248H151V249H149ZM158 248H159V250H158ZM205 248V249H204ZM237 248H239V249H241V253H240V251H239V249L237 250ZM243 248H247V249H244V250H242ZM39 249V250H38ZM43 249H45L44 251L41 250ZM63 249L65 250V251H67L68 253H66L65 254V251H64V258L63 257H61L62 255L61 254H63ZM158 250V252H157V250ZM236 249V250H235ZM13 250V251H12ZM17 250H19L18 252H17ZM31 250L32 251H34V255H33V257H29V258H27V256L29 255V253L31 252ZM135 250V251H134ZM151 250V251H150ZM185 250V251H184ZM30 251V252H29ZM134 251V252H133ZM141 251V252H140ZM143 251V252H142ZM156 251V252H155ZM181 251V252H180ZM192 251H196V252H192ZM237 251V252H236ZM23 252V253H22ZM41 252H43V254L41 253ZM44 252H46V253H48V254H46V253H44ZM126 252H128V254L126 253ZM173 252V253H172ZM184 252V253H183ZM209 252V253H208ZM236 252V253H235ZM37 253V254H36ZM135 253V254H134ZM140 253H142V255L140 254ZM193 253H195L194 255H193ZM207 255H206V254ZM41 254H42V256H41ZM133 254H134V258H132L133 257ZM138 254H140L139 256H138ZM163 254V255H162ZM192 254V255H191ZM50 257H48V256ZM138 256V260L137 259H135V257H137ZM180 255H181V258H180ZM205 255V256H204ZM10 256H11V258H10ZM25 256H26V258H25ZM36 256H38V259H37V257ZM132 256V257H131ZM140 256H142L141 258H140ZM158 256H160V257H158ZM40 257V258H39ZM48 257V258H47ZM66 257V258H65ZM112 257H114L113 259H112ZM131 257V258H130ZM144 257H145V259L146 258H148V259H144ZM165 257V258H164ZM197 257V258H196ZM15 258V259H14ZM31 258H33L35 261L34 262H36V263H34L33 261H31L30 262V259ZM68 258V259H67ZM109 260H108V259ZM129 260H128V259ZM29 259V260H28ZM58 259H60V261L58 260ZM64 259V260H63ZM66 259V260H65ZM107 259V260H106ZM118 259V260H117ZM121 259V261H119ZM141 259V260H140ZM143 259V260H142ZM207 259V260H206ZM28 260V261H27ZM41 261L40 263L38 262V261ZM63 260V261H62ZM133 260V261H132ZM154 260V261H153ZM212 262H211V261ZM241 260V261H240ZM62 261V262H61ZM115 261V262H114ZM140 261H142V262H140ZM187 261V262H186ZM205 261V262H204ZM38 262V263H37ZM146 262V263H145ZM158 262V263H157ZM106 263V264H107ZM112 263V264H113ZM74 264H77V263H75L74 262ZM260 264H264V258H263V261L260 263Z\"/></svg>","mask_w":264,"mask_h":264}]
</instances>
